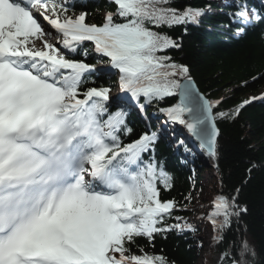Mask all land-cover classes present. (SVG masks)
Masks as SVG:
<instances>
[{
  "label": "snow or ice",
  "instance_id": "6c2138e0",
  "mask_svg": "<svg viewBox=\"0 0 264 264\" xmlns=\"http://www.w3.org/2000/svg\"><path fill=\"white\" fill-rule=\"evenodd\" d=\"M174 2L107 0L115 10L97 24L86 22L85 11L76 14L79 5L69 0H0V264H175L131 246L137 238L153 244L157 237L174 233L187 240L198 231L176 214L194 210L191 193L182 201L161 198L174 187L173 174L155 157L164 129L183 126L218 160L217 121L234 122L245 106L264 102V94L234 111H215L221 101L200 93L190 67L169 54L182 49V38L156 30L183 26L186 34L207 8L181 9ZM231 7L228 23L237 35L264 25V15L247 0ZM82 48L83 58H74ZM90 51L107 58L103 71L117 77L119 95L103 85L86 87L98 71L86 62ZM167 97L179 99L159 109L163 125H148L125 143L134 133L132 112L144 115ZM176 147L190 151L183 141ZM248 163L244 183L264 167ZM242 188L217 194L201 217L212 225L215 245L247 214L238 199ZM255 256L245 239L229 244L219 264L229 258L254 264Z\"/></svg>",
  "mask_w": 264,
  "mask_h": 264
},
{
  "label": "trees",
  "instance_id": "16d2710c",
  "mask_svg": "<svg viewBox=\"0 0 264 264\" xmlns=\"http://www.w3.org/2000/svg\"><path fill=\"white\" fill-rule=\"evenodd\" d=\"M242 2L243 0H234L219 7L214 0H175L171 6L181 9L188 5L207 8V15L198 26L190 25L186 34L183 26L156 29L173 38H182V49L172 50L169 54L190 67L198 88L210 100L221 101L215 111H234L250 97L264 94V79L252 80V77L264 74V25H257L237 35L236 26L228 23L229 13L233 11L231 5ZM70 3L79 5L75 8L76 14L80 11L88 13V23L99 24L107 11L115 10V5H109L107 0H70ZM209 5L215 7L216 11H211ZM247 5L264 15V0H247ZM85 47L91 49L89 43ZM84 50L82 48L81 54L74 58L82 59ZM86 62L96 63V54L90 51ZM101 85L114 89L118 85L117 77H109L104 71H97L86 87ZM176 102V97H167L147 106L146 112L156 120L164 118L159 109ZM112 110H115L114 107ZM128 122L134 133L132 137L125 138V143L148 130V125L151 130L154 126L153 120L148 118L143 122L136 111L129 116ZM217 124L220 129L218 160L210 158L183 126L173 125L171 130L164 131L156 147L155 157L163 160L167 170L173 174L174 187L170 191H162L161 198L166 200L174 197L182 201L184 196L191 193L193 199L189 204L190 208L200 198L205 182L213 184L211 190L214 192L211 195L222 193L228 196L234 195L235 190L243 183L238 199L242 205L247 206V214L240 221L233 222L232 227L226 231L223 243L215 245L211 241L209 251L221 253L229 244L239 246L246 239L256 250L254 264H264V167L254 170L251 178L244 183L249 161L264 165V102L256 100L245 106L234 122L221 119ZM170 135H175V144L170 141ZM184 135L188 140L183 138ZM178 138L190 151L185 152L183 147H176ZM176 214L186 217L189 211ZM195 243L196 239L192 234L185 240L172 233L167 239L157 237L153 244L137 238L131 248L136 254H140V247L147 253L162 254L175 264H196L200 250ZM224 264H231V258L224 261Z\"/></svg>",
  "mask_w": 264,
  "mask_h": 264
},
{
  "label": "rangeland",
  "instance_id": "374dc122",
  "mask_svg": "<svg viewBox=\"0 0 264 264\" xmlns=\"http://www.w3.org/2000/svg\"><path fill=\"white\" fill-rule=\"evenodd\" d=\"M263 92L264 90L262 93ZM212 187L213 184L209 182H205L203 184V192L200 198L193 204L194 210L191 211V216L187 218L191 223L199 220L200 222L198 225L203 227V230L201 231V236L203 237V246L200 248V256L196 264H217L220 258L219 252L212 253L209 251L210 243L212 241V229L210 227V223L209 226L207 225L208 223L206 219H201V217H204L210 209V200L217 195H211V193L214 192L211 190ZM201 205H203V207Z\"/></svg>",
  "mask_w": 264,
  "mask_h": 264
},
{
  "label": "water",
  "instance_id": "95a60500",
  "mask_svg": "<svg viewBox=\"0 0 264 264\" xmlns=\"http://www.w3.org/2000/svg\"><path fill=\"white\" fill-rule=\"evenodd\" d=\"M195 81V80H194ZM195 85H196V87L198 88V86H197V84H196V82H195ZM198 90H199V92L200 93H202V94H204L199 88H198ZM205 95V94H204ZM206 96V95H205ZM207 97V96H206ZM208 98V97H207ZM176 99H177V101H178V99H179V97H176ZM209 99V98H208ZM210 100V99H209ZM191 135V134H190ZM193 137V136H192ZM198 143H199V145H200V142L195 138V137H193Z\"/></svg>",
  "mask_w": 264,
  "mask_h": 264
}]
</instances>
